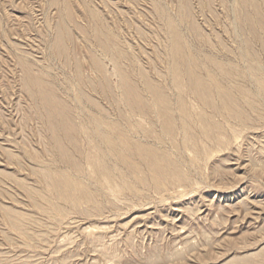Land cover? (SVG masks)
<instances>
[{"label":"rangeland","instance_id":"obj_1","mask_svg":"<svg viewBox=\"0 0 264 264\" xmlns=\"http://www.w3.org/2000/svg\"><path fill=\"white\" fill-rule=\"evenodd\" d=\"M0 264H264V0H0Z\"/></svg>","mask_w":264,"mask_h":264},{"label":"bare ground","instance_id":"obj_2","mask_svg":"<svg viewBox=\"0 0 264 264\" xmlns=\"http://www.w3.org/2000/svg\"><path fill=\"white\" fill-rule=\"evenodd\" d=\"M171 31V30H170ZM60 41V40H59ZM110 44V43H109ZM173 53H174V56L178 58V56L180 55L179 53V44H180V41L178 39V36L176 34L173 33ZM179 59V58H178ZM180 61V60H179ZM176 63V62H175ZM174 64V63H173ZM28 70V69H27ZM30 72V71H29ZM186 72V71H185ZM172 74H173V78H174V82L177 86H180L181 84V73L178 69L177 66H173L172 67ZM29 75V74H28ZM31 77V76H30ZM29 77V78H30ZM28 79V78H27ZM124 79V78H123ZM122 79V80H123ZM126 80V79H125ZM32 82H34V80L31 79ZM39 82V81H38ZM124 82V83H123ZM40 84V83H39ZM124 84V90H125V93L130 95L131 98H133L132 100V103L138 105L141 107V109L143 110V108H147L149 105H150V102L149 104L148 103H144L141 99V97L139 98L138 96L135 95L134 91L129 87V85L127 84L126 81H122V85ZM33 85V84H32ZM148 88L150 89V91L152 92V102H151V107H155V109L157 108V111H158V114L160 115V118L162 117L163 119V127L165 129L166 132L168 133H171L172 131V125H171V121L169 119V115H168V102L166 101L165 97L162 95V93L157 90V88L152 85L151 83H148ZM146 85V86H147ZM123 87V86H122ZM181 87V86H180ZM195 89L197 90V86H194ZM45 92V91H44ZM40 93V92H39ZM197 94L198 96L202 97L204 94H201L200 92H198L197 90ZM50 95V94H49ZM49 95L46 94V93H42V97H41V94H40V97L41 99L43 98V100H45V102L47 103V105L50 106V109L51 107H55V103L54 101L55 100H52V95L50 96L51 100L49 99ZM57 106V105H56ZM150 107V106H149ZM57 109V108H56ZM182 113H185V111H182ZM52 114V113H51ZM64 121V120H62ZM53 127V126H52ZM63 127L65 128V132L67 133H70L72 132L73 128L71 125L68 124V122L64 121L63 123ZM69 135V134H67ZM105 135V134H104ZM104 140H106V142L111 145L110 147H112L113 150H115L114 148V143L113 141L109 138V137H105V136H102ZM108 145V146H109ZM132 150L134 153H136V155H139L141 157H143V159H145L147 161V163L149 164V166L154 170V172L156 171V173H162L163 174H168L165 172L164 169H167L166 167L169 165L171 166L169 160H167V156L165 157V155L163 154H157L155 152H153L151 149H149L148 147H142V146H139L138 144L133 146L132 147ZM64 153V152H63ZM62 153V154H63ZM65 155V154H64ZM66 157V156H65ZM166 164L167 166H164L163 164ZM162 165L165 167L163 168ZM174 165V164H173ZM176 169V168H175ZM102 173L104 176H106L108 173L101 169ZM168 171V170H167ZM170 172V171H168ZM65 175V174H64ZM175 175V174H174ZM177 175V174H176ZM167 177V176H166ZM56 178V177H55ZM106 178V177H105ZM62 183V184H61ZM61 183H58L55 181L52 182L51 185V188H54V189H58L59 187H61V190L64 192V190L66 192H70L72 189H77L79 188L80 186H78L75 182H72L70 178H66L63 180V182ZM71 194V192L69 193ZM73 198V197H72ZM74 199V198H73ZM75 201V200H74Z\"/></svg>","mask_w":264,"mask_h":264}]
</instances>
